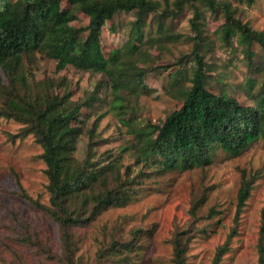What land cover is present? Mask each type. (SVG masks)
<instances>
[{
    "label": "rangeland",
    "instance_id": "374dc122",
    "mask_svg": "<svg viewBox=\"0 0 264 264\" xmlns=\"http://www.w3.org/2000/svg\"><path fill=\"white\" fill-rule=\"evenodd\" d=\"M3 1L14 0H0V7ZM154 1L163 8V0ZM226 1L235 18L264 32V0H254L251 6ZM192 3L203 29L200 55L206 63L207 90L253 106L264 80V50L253 44L251 60L244 58L237 37L229 45L221 40L224 11L212 12L199 1ZM61 9L72 11L68 0H62ZM193 15L188 4L177 18L166 22L169 34L179 37L170 42H147L150 35L158 39L154 13L138 32L131 30L135 12L119 13L103 26L104 56L130 46L133 52L127 60H133L134 70L145 73L136 90L122 93L131 124L160 125L181 106L194 67ZM75 17L72 26L88 24L81 12ZM55 65L36 55L24 68L25 87L12 85L0 68V264H59L60 231L46 211L49 193L42 149L10 106L16 97L49 93L66 95L80 106L83 130L76 139L77 163L87 157H93L94 164L111 161L109 183L130 194L125 205L101 211L75 231L81 264H174L176 234L186 239L185 264H264V142L251 144L238 157L217 151L211 164L200 169L167 171L160 169V162L151 167L135 165L133 137L106 112L112 97L106 76L71 66L57 71ZM246 185L249 194L238 209L239 191ZM113 240L122 245L123 255L108 247Z\"/></svg>",
    "mask_w": 264,
    "mask_h": 264
},
{
    "label": "trees",
    "instance_id": "16d2710c",
    "mask_svg": "<svg viewBox=\"0 0 264 264\" xmlns=\"http://www.w3.org/2000/svg\"><path fill=\"white\" fill-rule=\"evenodd\" d=\"M199 1L210 11L221 9L225 22L221 40L229 45L237 37L244 58L251 60V48L258 44L264 50V32L234 17L227 1L221 0H163V8L154 0H68L72 9L64 13L62 0L3 1L0 7V68L12 85L25 87L26 64L36 55L55 61L56 70L71 66L77 70L103 74L110 84L111 100L106 112L133 137L131 149L135 165L151 167L160 162L162 170L187 171L207 167L217 151L238 157L251 144L264 142V80L255 93L253 106L242 105L229 96L216 95L205 86L206 63L200 55L203 41L199 10L192 2ZM251 6L254 0H238ZM193 7L190 19L194 33L191 55L194 64L190 84L182 95L181 106L167 115L160 125L150 122L139 126L126 119L127 107L122 98L124 91L136 90L143 83L145 73L134 70L132 48L113 51L108 58L100 42L101 30L107 21L122 12H135L131 30L142 29L145 18L154 13L158 39L147 37L148 43L175 41L178 35L169 34L166 22L181 14L185 5ZM88 18L85 27L71 25L75 13ZM125 59V60H123ZM16 100V101H15ZM13 114L28 127L41 146V159L48 179L49 205L46 208L58 224L61 255L59 264H81L77 257L76 230L82 229L93 216L118 205H125L130 194L109 183L108 173L113 163L94 164L93 157L77 163L74 157L76 139L83 130L78 115L80 106L71 103L66 95L38 94L10 101ZM87 106V105H86ZM104 116V115H102ZM153 139L149 143V140ZM93 156V154H92ZM160 160V161H158ZM102 165V166H101ZM131 183V181H130ZM127 185V184H126ZM249 194L248 185L239 191L237 208L240 209ZM135 236L133 232L132 239ZM129 244V243H128ZM186 239L176 234L173 240L174 264H185ZM122 246L114 240L108 247L123 255ZM128 257L124 256L123 259Z\"/></svg>",
    "mask_w": 264,
    "mask_h": 264
}]
</instances>
